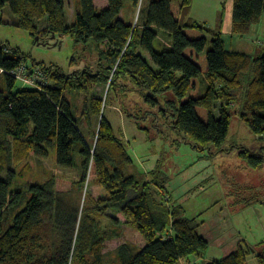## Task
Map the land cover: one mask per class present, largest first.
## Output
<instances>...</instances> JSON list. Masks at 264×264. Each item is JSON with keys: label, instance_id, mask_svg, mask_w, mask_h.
<instances>
[{"label": "trees", "instance_id": "16d2710c", "mask_svg": "<svg viewBox=\"0 0 264 264\" xmlns=\"http://www.w3.org/2000/svg\"><path fill=\"white\" fill-rule=\"evenodd\" d=\"M130 1L133 7L141 4L138 24L120 17L124 0H108L101 11L94 0H76L72 24L66 0H0V11L9 5L15 25L38 36L36 42L70 35L84 51L97 55L95 64L69 74L41 63L55 84L17 87L13 71L27 57L0 43V264H105L106 236L98 220L104 217L115 225H132L138 234L137 243L116 248L111 264H180L209 248L195 217H188L180 204L169 205L165 196L157 197L152 187L163 186L155 178L141 189L128 174L133 160L105 112L106 102L93 96L84 108L82 118L90 125L97 118L91 131L96 141L91 143L65 90L90 91L108 83V93L113 86L124 97L131 90L142 108L127 114L140 128L157 109L154 123L161 116L197 146L222 149L230 129L229 108L236 103L251 129L264 134V53L253 57L228 50L219 32L191 21L193 0ZM263 14L264 0H234L232 33L247 34ZM161 33L169 37L170 47H155ZM55 146L56 165L79 169L80 178L51 175L26 191H12L14 165L29 153L46 158ZM241 155L253 167L264 163L262 152L245 149ZM89 184L105 195L95 196L87 190ZM109 209L120 217L108 214ZM251 253L248 245L239 244L206 264H246ZM256 256L264 264V254Z\"/></svg>", "mask_w": 264, "mask_h": 264}, {"label": "rangeland", "instance_id": "374dc122", "mask_svg": "<svg viewBox=\"0 0 264 264\" xmlns=\"http://www.w3.org/2000/svg\"><path fill=\"white\" fill-rule=\"evenodd\" d=\"M146 5V2L144 3ZM141 6V4H140ZM140 6L129 5L133 24H138ZM234 0H193L189 12L191 21L198 22L213 32H219L228 50L243 52L257 57L264 53V14L254 23L250 31L244 35L232 33ZM76 0H66L68 24L76 20ZM16 16L7 5L0 11V43H6L11 51L20 50L27 59L23 62L28 70L35 67L44 68L43 64L52 70L60 67L66 74L74 73L87 64H95L97 55L84 51L70 35L55 39L47 37L36 42L39 37H33L30 32L15 25ZM208 35V47H211L212 35ZM169 39L161 34L155 42V47L161 49ZM146 58L147 52L141 51ZM76 62H73V60ZM43 63V64H41ZM41 64V65H40ZM48 84H55L48 69ZM0 72H2L0 70ZM28 85L24 79H18L17 87ZM108 86L100 84L90 91L76 88L65 90V96L70 101L73 113L79 125L91 143L92 128H96L97 118L92 117V125L82 118L84 108L93 96L103 99L105 112L114 125L132 157L133 163L128 174L134 175L139 187L152 179L163 187L154 185L152 190L157 197L169 205L180 204L186 210L188 217H195L201 223L200 233L209 240L208 250L200 256H189L180 264H206L220 260L235 250L239 244L249 246L252 253L246 264H260L257 254H264V163L259 167L249 165L242 157L245 149L250 152H262L264 155V134L258 135L249 124L242 119L239 103L231 105L230 129L223 148L211 144L208 147L197 146L188 136L173 129L170 121L160 116L156 123L150 115L140 128L135 120L128 117L129 113H137L142 108L141 99L131 90L123 96L120 87L113 86L108 93ZM4 87L0 76V89ZM129 88H134L129 84ZM131 94V95H130ZM132 97V98H131ZM125 99V106L122 102ZM220 105L218 103V110ZM128 113V114H127ZM92 126V127H91ZM56 146L50 149L46 158L34 156L31 153L14 165L16 176L12 191H26L31 184L43 182L51 175L64 179L77 180L81 172L77 168H60L56 165ZM155 171V172H154ZM154 172V173H153ZM6 170L2 177H6ZM87 190L105 195L94 186ZM86 189L83 190V199ZM108 214L119 216L117 211L109 209ZM120 217V216H119ZM106 239L102 252L105 264L114 263L116 248L123 243H137L135 227L123 222L115 225L111 219H98ZM115 231L118 236H114ZM76 264H79L76 262Z\"/></svg>", "mask_w": 264, "mask_h": 264}, {"label": "built area", "instance_id": "2783aa9c", "mask_svg": "<svg viewBox=\"0 0 264 264\" xmlns=\"http://www.w3.org/2000/svg\"><path fill=\"white\" fill-rule=\"evenodd\" d=\"M13 75L17 80L24 79L28 85L37 88H41V86L48 84L49 81L45 68L35 67L33 70H28L24 64L13 71Z\"/></svg>", "mask_w": 264, "mask_h": 264}, {"label": "crops", "instance_id": "0c3cea01", "mask_svg": "<svg viewBox=\"0 0 264 264\" xmlns=\"http://www.w3.org/2000/svg\"><path fill=\"white\" fill-rule=\"evenodd\" d=\"M95 6L96 8L101 11L103 9H105L108 6V0H94ZM131 5V1L130 0H124V6L123 9L120 13V17L128 22H131L132 20V13H130L127 9V7ZM162 34V33H161ZM169 39V37H168ZM166 45L170 47L171 43H170V39L169 42H166ZM161 46H163L161 44Z\"/></svg>", "mask_w": 264, "mask_h": 264}, {"label": "water", "instance_id": "95a60500", "mask_svg": "<svg viewBox=\"0 0 264 264\" xmlns=\"http://www.w3.org/2000/svg\"><path fill=\"white\" fill-rule=\"evenodd\" d=\"M53 37H55V36H53Z\"/></svg>", "mask_w": 264, "mask_h": 264}]
</instances>
